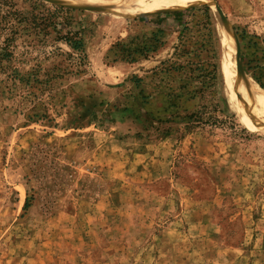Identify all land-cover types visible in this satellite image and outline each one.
I'll return each mask as SVG.
<instances>
[{"label":"rangeland","instance_id":"1","mask_svg":"<svg viewBox=\"0 0 264 264\" xmlns=\"http://www.w3.org/2000/svg\"><path fill=\"white\" fill-rule=\"evenodd\" d=\"M29 1L82 47L24 35L21 80L0 72V264H264V128L219 69L226 30L264 93V0L136 16Z\"/></svg>","mask_w":264,"mask_h":264},{"label":"bare ground","instance_id":"2","mask_svg":"<svg viewBox=\"0 0 264 264\" xmlns=\"http://www.w3.org/2000/svg\"><path fill=\"white\" fill-rule=\"evenodd\" d=\"M66 5H78L91 10L119 13L128 16L152 14L160 11H172L180 8L209 4L212 0H54ZM219 69L222 83L231 99L236 103L241 120L246 127L264 128V93L235 68L237 64L236 46L234 50L232 33L220 30ZM233 37V38H232ZM219 77V76H218ZM219 87V86H218ZM228 97V96H227ZM226 98V97H225Z\"/></svg>","mask_w":264,"mask_h":264},{"label":"trees","instance_id":"3","mask_svg":"<svg viewBox=\"0 0 264 264\" xmlns=\"http://www.w3.org/2000/svg\"><path fill=\"white\" fill-rule=\"evenodd\" d=\"M24 3H28V9H25ZM56 9L62 10V7H56ZM57 17L56 11L41 12L29 0H0V72L6 74L9 81L21 80V75L17 70L12 69V64L13 62H23L30 53L27 48L21 52L17 50L16 41L24 35H46L50 30H53L57 32L58 40H63L74 50L81 49L82 40L79 31L72 29L69 22L66 23L64 31L57 30V24H59L55 21ZM71 64L72 66L78 65V63ZM43 74L47 77L55 76L54 73L46 74V71ZM40 172V167L33 169L34 175L38 176ZM27 204L26 200L25 206Z\"/></svg>","mask_w":264,"mask_h":264},{"label":"water","instance_id":"4","mask_svg":"<svg viewBox=\"0 0 264 264\" xmlns=\"http://www.w3.org/2000/svg\"><path fill=\"white\" fill-rule=\"evenodd\" d=\"M215 7L217 8V10H218V12H219L221 18L225 20V18H224V16H223L222 12H221V10H220V8H219L216 4H215ZM239 57H240V56H239V53L237 52V62H239Z\"/></svg>","mask_w":264,"mask_h":264}]
</instances>
